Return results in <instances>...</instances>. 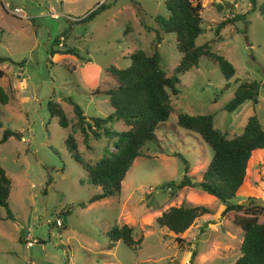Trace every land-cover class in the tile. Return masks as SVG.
Returning a JSON list of instances; mask_svg holds the SVG:
<instances>
[{"label": "rangeland", "instance_id": "rangeland-1", "mask_svg": "<svg viewBox=\"0 0 264 264\" xmlns=\"http://www.w3.org/2000/svg\"><path fill=\"white\" fill-rule=\"evenodd\" d=\"M262 0H258L261 3ZM104 2L108 8L84 22H77ZM134 2V3H132ZM164 0H2L0 6V86L9 99L0 105V137L3 129L21 133L0 144V167L10 179L7 199L12 219H1L0 264H233L239 256L242 230L232 217L222 215L223 204L198 188H181L173 195L163 185L183 174L199 181L210 157V148L191 131L175 123L178 113L213 114V127L228 138L238 134L248 116L264 129V20L248 0H200L203 32L195 45L210 41L215 25L232 14L245 18L220 29L211 51L234 68L225 80L210 58L178 76L177 97L170 96V113L145 142L120 182L119 193L87 203L99 193L87 184L85 171L65 147L69 132L49 117L48 100L59 104L68 125L75 121L69 97L87 118L105 117L111 107L103 92L115 86L108 68L123 69L135 50L156 51L166 76L179 60L173 34H159L153 22L164 14ZM51 6L59 15L49 16ZM21 9L26 19L10 14ZM71 17V20L67 19ZM63 33V38H58ZM160 36L154 42V36ZM58 38L59 42L54 43ZM64 44L75 47L72 55H49ZM21 63V65H17ZM259 83L255 102L244 101L228 113L222 108L238 83ZM227 84V86H226ZM113 129L125 130L121 123ZM73 139L83 161L93 163L112 152L110 142L88 136L85 142L75 129ZM87 145V147H86ZM245 190L231 199L258 212L264 222V167L259 180L254 162L249 164ZM49 182L46 183L47 179ZM77 203H84L80 208ZM202 206L207 209L179 235L158 227L155 218L170 206ZM55 219L61 222L54 225ZM132 228L135 248L121 241L107 247L106 232L112 225ZM31 242L27 246V242ZM192 254H194L192 256Z\"/></svg>", "mask_w": 264, "mask_h": 264}, {"label": "trees", "instance_id": "trees-1", "mask_svg": "<svg viewBox=\"0 0 264 264\" xmlns=\"http://www.w3.org/2000/svg\"><path fill=\"white\" fill-rule=\"evenodd\" d=\"M248 2L251 6L250 11L256 9L258 15L264 20V0L261 3H258V0H248ZM163 5L165 13L153 18L158 28L155 31L162 35L173 34L175 49L180 55L170 76H166L160 67V59L156 51L147 54L135 50L128 55L129 65L126 68H108L109 75L114 78L115 86L103 92L112 109L105 117H85L80 108L67 97L66 102L71 105L75 118L73 124L68 125L59 104L53 100H48L46 103L49 117L56 118V123L61 128L69 126V132L64 141L65 147L71 157L84 169L87 184L100 189L99 193L87 199V203L119 193L120 182L132 161L140 155V148L145 142L154 140V130L157 125L167 120L171 108L170 96L177 97L179 93L175 88L178 76L191 67H195L201 58H210L214 61L225 80H229L234 74L233 66L223 56L211 51V44L219 41L218 33L221 28L235 20H242L247 13L232 14L231 17L218 22L213 28L214 38L195 45V39L203 32L199 16L200 0H164ZM108 6L104 2L100 3L75 23L87 21ZM157 33L154 36L155 43H158L160 39ZM63 36V33H60L58 38ZM58 38L54 40V43L59 42ZM53 54L72 55L81 60L75 47H67L64 44L59 49H50V57ZM4 61H6L5 58H0V63ZM2 74L0 71V76ZM258 88L259 83L255 81L238 83L232 97L222 109L230 113L244 101L255 102L254 97L257 96ZM8 99L7 93L0 86V105H5ZM212 120L213 114L178 113L176 115V125L196 133L210 148L212 154L199 181H193L187 174L186 161L175 154L174 156L183 164V174L177 182L172 180L165 182L163 188L168 189L170 195L184 187L198 188L223 204L222 215L241 212L242 216H234L231 219L233 224L242 230L238 247L239 256L233 264H264V222H259L258 212L247 209L243 202H231L237 193L246 189L251 162L256 164L258 178L261 179L264 167V129L255 116L251 115L247 117L240 132L228 138L225 133L213 127ZM118 122L126 129L114 130L113 125ZM75 129L80 132L84 142L88 136L95 140L100 137L106 139L110 142L112 152L102 155L93 163L83 161L73 139ZM10 137L20 140L22 136L19 132L3 129L0 144ZM49 180L50 178L46 183ZM9 192L10 179L0 167V207L5 209L3 219L11 220L13 217L7 203ZM77 206L83 208L85 204L77 203ZM207 212V209L202 206H170L155 218V223L158 227L179 235L192 224L195 218ZM131 233L132 228L125 224L110 226L106 232L107 247H111L116 241H121L129 248H135L137 243L133 240Z\"/></svg>", "mask_w": 264, "mask_h": 264}, {"label": "built area", "instance_id": "built-area-1", "mask_svg": "<svg viewBox=\"0 0 264 264\" xmlns=\"http://www.w3.org/2000/svg\"><path fill=\"white\" fill-rule=\"evenodd\" d=\"M48 12H49V16H51L53 18H56L58 16L51 6H49V8H48ZM10 14L13 15V16H16L18 18H21V19H26L27 18L25 13L19 8H13L10 11ZM67 19L71 20V17H68ZM54 225L56 227H60L61 226V222L58 219H55ZM30 245H31V242L28 241L27 242V246H30Z\"/></svg>", "mask_w": 264, "mask_h": 264}, {"label": "crops", "instance_id": "crops-1", "mask_svg": "<svg viewBox=\"0 0 264 264\" xmlns=\"http://www.w3.org/2000/svg\"><path fill=\"white\" fill-rule=\"evenodd\" d=\"M1 1H2V0H0V6H1ZM61 1H62V0H61ZM54 11H55V10H54ZM56 14H57V13H56ZM57 15H58V14H57ZM58 16H59V15H58ZM58 16H57V17H58ZM50 17H51V16H50ZM52 18H53V17H52ZM20 19H21V18H20ZM59 38H62V37H59ZM58 40H59V39H58ZM56 56H64V55H57V54H56ZM2 89H3V88H2ZM3 90H4V89H3ZM4 91H5V90H4ZM0 218H1V217H0ZM1 219H3V218H1Z\"/></svg>", "mask_w": 264, "mask_h": 264}]
</instances>
